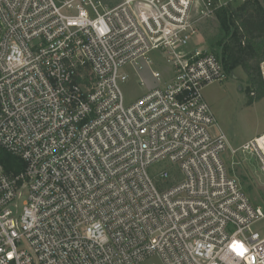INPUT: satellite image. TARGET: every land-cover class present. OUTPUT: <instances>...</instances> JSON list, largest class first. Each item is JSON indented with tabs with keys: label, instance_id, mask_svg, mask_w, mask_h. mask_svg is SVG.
<instances>
[{
	"label": "built area",
	"instance_id": "built-area-1",
	"mask_svg": "<svg viewBox=\"0 0 264 264\" xmlns=\"http://www.w3.org/2000/svg\"><path fill=\"white\" fill-rule=\"evenodd\" d=\"M246 1L0 0V147L24 162L0 164V264H264V209L221 156L264 174L261 135L212 132L203 88L228 74L196 42ZM129 71L154 84L126 101Z\"/></svg>",
	"mask_w": 264,
	"mask_h": 264
},
{
	"label": "rangeland",
	"instance_id": "rangeland-1",
	"mask_svg": "<svg viewBox=\"0 0 264 264\" xmlns=\"http://www.w3.org/2000/svg\"><path fill=\"white\" fill-rule=\"evenodd\" d=\"M258 2L264 7V0ZM200 18L196 42L217 54L222 33L216 15L214 13L211 17ZM142 76L146 79L143 86L137 83V76L133 71H129V81L122 86L126 101L142 95L154 84L148 72H142ZM250 92L247 76L239 66L224 81L213 82L203 88V95L216 120L212 132L223 133L232 149L240 148L264 131V96L249 104ZM258 143L264 149V133L258 138ZM221 156L232 167L250 201L264 209V174L259 169L257 158L240 149L234 154L225 150ZM25 197L24 193L20 203ZM254 226L264 230V218Z\"/></svg>",
	"mask_w": 264,
	"mask_h": 264
},
{
	"label": "trees",
	"instance_id": "trees-1",
	"mask_svg": "<svg viewBox=\"0 0 264 264\" xmlns=\"http://www.w3.org/2000/svg\"><path fill=\"white\" fill-rule=\"evenodd\" d=\"M222 39L216 54L228 76L239 66L246 74L250 91L248 103L264 96L260 64L264 61V7L258 0L215 9ZM3 171L15 174L23 169V160L0 147Z\"/></svg>",
	"mask_w": 264,
	"mask_h": 264
},
{
	"label": "crops",
	"instance_id": "crops-1",
	"mask_svg": "<svg viewBox=\"0 0 264 264\" xmlns=\"http://www.w3.org/2000/svg\"><path fill=\"white\" fill-rule=\"evenodd\" d=\"M263 5V4H262ZM260 68L261 70L264 69V61L260 64ZM254 103V102H253ZM264 133V131L262 133H260L257 137H259L260 135H262ZM255 137V138H257ZM254 139V138H253Z\"/></svg>",
	"mask_w": 264,
	"mask_h": 264
},
{
	"label": "snow or ice",
	"instance_id": "snow-or-ice-1",
	"mask_svg": "<svg viewBox=\"0 0 264 264\" xmlns=\"http://www.w3.org/2000/svg\"><path fill=\"white\" fill-rule=\"evenodd\" d=\"M241 254H243V253H241Z\"/></svg>",
	"mask_w": 264,
	"mask_h": 264
}]
</instances>
